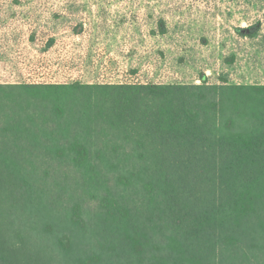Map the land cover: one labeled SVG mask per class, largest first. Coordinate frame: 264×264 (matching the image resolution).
Returning <instances> with one entry per match:
<instances>
[{
  "label": "trees",
  "instance_id": "trees-1",
  "mask_svg": "<svg viewBox=\"0 0 264 264\" xmlns=\"http://www.w3.org/2000/svg\"><path fill=\"white\" fill-rule=\"evenodd\" d=\"M81 78L0 83V264H264V84Z\"/></svg>",
  "mask_w": 264,
  "mask_h": 264
},
{
  "label": "rangeland",
  "instance_id": "rangeland-1",
  "mask_svg": "<svg viewBox=\"0 0 264 264\" xmlns=\"http://www.w3.org/2000/svg\"><path fill=\"white\" fill-rule=\"evenodd\" d=\"M81 19L88 24L82 32L76 30ZM159 19L168 32L153 38L149 26ZM255 21L261 23L257 39L234 33ZM51 37L54 45L44 51ZM136 64L138 77L128 74ZM201 74L264 83V0H0V83L145 76L199 83ZM91 217L84 214L87 229L74 234H103Z\"/></svg>",
  "mask_w": 264,
  "mask_h": 264
},
{
  "label": "crops",
  "instance_id": "crops-1",
  "mask_svg": "<svg viewBox=\"0 0 264 264\" xmlns=\"http://www.w3.org/2000/svg\"><path fill=\"white\" fill-rule=\"evenodd\" d=\"M261 84H264V83H261Z\"/></svg>",
  "mask_w": 264,
  "mask_h": 264
}]
</instances>
